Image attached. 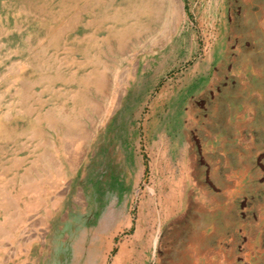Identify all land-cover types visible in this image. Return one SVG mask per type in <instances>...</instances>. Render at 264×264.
<instances>
[{
  "label": "rangeland",
  "instance_id": "rangeland-1",
  "mask_svg": "<svg viewBox=\"0 0 264 264\" xmlns=\"http://www.w3.org/2000/svg\"><path fill=\"white\" fill-rule=\"evenodd\" d=\"M0 2L3 113L23 59L6 44L18 34L15 12ZM183 3L172 36L170 22L150 19L124 52L102 47L118 77L137 67L127 92L101 126L99 107L111 105L113 87L109 96L92 92L98 106L82 121L87 137L66 143L77 168L65 199L39 203L29 217L33 230L52 213L47 244L28 255L26 239H3L0 264L11 253L22 256L14 264H264V0ZM30 151L21 150L22 172L41 171L37 156L48 149ZM30 200L20 198L21 208Z\"/></svg>",
  "mask_w": 264,
  "mask_h": 264
},
{
  "label": "bare ground",
  "instance_id": "bare-ground-1",
  "mask_svg": "<svg viewBox=\"0 0 264 264\" xmlns=\"http://www.w3.org/2000/svg\"><path fill=\"white\" fill-rule=\"evenodd\" d=\"M3 4L15 12L14 28L18 29V34L8 37L6 44L14 45L15 55L23 61L16 64L18 73L9 82L12 101L7 103L5 112H0V249L5 248L1 244L3 239L19 237V244L26 239L29 255L35 245L47 244L49 221L53 218L47 211L43 222L31 230L30 214L39 203H50L55 208L65 199L68 173L77 168L66 143L80 135L87 137V131L81 128L82 121L98 106L92 92L94 96H109L113 87L111 105L99 107L101 126L114 103L126 94L137 70L135 65L129 66L124 71L125 78L118 77L119 65L110 67L101 59L100 50L117 45L124 52L131 38L141 37L147 31L150 19L170 22L172 36L185 9L183 0H6ZM101 31L107 34L103 39L99 37ZM70 32L79 35L68 42ZM158 46L159 42L154 41L151 48ZM28 68L30 75L26 77L24 69ZM109 72L114 74L113 81ZM58 83L64 87L56 90ZM74 85L76 88H71ZM36 87L41 88L40 93H36ZM44 95L50 96L48 106ZM45 126L46 132L51 131L50 140L46 139ZM20 139H25V143L20 144ZM44 147L49 151L47 156H37L36 161L41 162V171L22 172L28 161L20 157L21 150L29 148L34 154ZM25 196L31 200L22 209L20 198ZM21 257L11 253L2 264H14Z\"/></svg>",
  "mask_w": 264,
  "mask_h": 264
},
{
  "label": "crops",
  "instance_id": "crops-1",
  "mask_svg": "<svg viewBox=\"0 0 264 264\" xmlns=\"http://www.w3.org/2000/svg\"><path fill=\"white\" fill-rule=\"evenodd\" d=\"M173 264H181L180 262H177V261H174V263Z\"/></svg>",
  "mask_w": 264,
  "mask_h": 264
}]
</instances>
